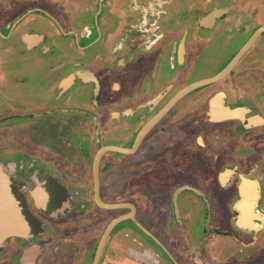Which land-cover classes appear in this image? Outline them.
Listing matches in <instances>:
<instances>
[{"label": "flooded vegetation", "instance_id": "obj_1", "mask_svg": "<svg viewBox=\"0 0 264 264\" xmlns=\"http://www.w3.org/2000/svg\"><path fill=\"white\" fill-rule=\"evenodd\" d=\"M83 14L87 21L78 23ZM24 22L50 31L29 25L20 34ZM258 31L224 77L184 94L134 152L108 150L99 162L103 202L105 178L115 170L134 171L126 187H140L145 172H168L169 195L155 198L169 203L165 219L154 217L147 228L136 200L128 203L158 235L169 234L174 219L187 226L181 199L199 203L207 231L236 246L228 253L209 246L203 264H264V0H0V178L28 225L27 236L0 241V264H92L108 226L100 212L111 211L97 204L98 152L133 149L148 122L191 84L229 67ZM57 36L71 41L73 54L58 51ZM30 69L46 73L42 83ZM147 143L155 144L144 156ZM140 153L142 162H127ZM119 189L117 198L133 191ZM67 217L69 225L59 226ZM225 219L234 230L222 234L212 222ZM156 248L159 259L147 249L127 252L140 264L151 257L163 264ZM123 255L122 264L126 249Z\"/></svg>", "mask_w": 264, "mask_h": 264}, {"label": "rangeland", "instance_id": "obj_2", "mask_svg": "<svg viewBox=\"0 0 264 264\" xmlns=\"http://www.w3.org/2000/svg\"><path fill=\"white\" fill-rule=\"evenodd\" d=\"M27 5L28 4L21 5L20 11L27 8ZM15 15H16V13H15ZM75 18H76V21L78 23H84L87 21V14H83L82 17L76 16ZM40 24L33 23V25H30V27L32 28V27L38 26V27H36V29L42 30L45 33L50 31V28L47 25L43 24L40 26ZM53 41L56 44L55 47L57 46L56 48L58 49L59 52L64 50L63 47L66 46V47H68L67 48L68 53L73 54L74 51L73 50L71 51L69 49V46L71 44V41L69 39L57 36L53 39ZM29 72H30V74H29L30 77L34 78V83H39V82L42 83L41 78H44L46 76V73L42 74V72L37 71V70L30 69ZM16 78H21V75H18L17 77H15L14 82H16ZM155 131L156 132L158 131V138L155 142V143H157L160 139H162V135H161L158 128ZM153 134H154V132L152 133V135ZM154 144H148L147 143V145L145 146V153H142V154L144 156H145V154H149V152H151V147H153ZM142 154L140 153V154L131 156L127 160V162H134L135 160H136V163L142 162L145 158V157L141 158L143 156ZM133 172H134L133 170H129V171L126 170L122 174L118 170H115L114 172L109 174L105 178L107 180L105 185H103L104 201L107 203L109 202L112 204H117L116 202H118V201H119V203H128L129 202L128 199L136 200L134 202H136V205L138 207H140L139 220L147 228H150L149 226L152 223V218L154 216V215H151L150 212L155 207V205L152 204L153 199H154L153 203H155L156 196L159 195L160 198L165 199V197L167 195H169V193L167 192V189H169V188H165L164 185H167L170 187L172 182L169 180L171 177H170V174L168 172L162 173V174L159 172H156V171L145 172L142 175V177H144L145 180L143 183H141V185H140L141 188L140 187H128V186L126 187L127 183L125 181L129 180L130 178L135 176V174H132ZM196 181H197L196 185L199 188H204L205 185H203L202 179L198 180V177H196ZM123 182H124V184H123ZM124 186L127 189L133 190L132 193L131 194L125 193V195H123L124 196L123 198H117L118 192L120 191L119 188L124 187ZM113 189H114V192H113ZM137 193H141L142 195H144L147 198L146 201H143L145 198H142V197L138 198L136 195ZM161 205H162V203L160 204V206ZM179 205L181 208V214H183L184 216H185V213H188L190 211L188 214L189 220L187 219V221H188L187 226H185V220L183 223L184 225H182L183 226L182 227V226H178V224H176L177 221L174 219L175 226L171 227V232L167 231L169 234L165 235V234L159 233V235H158L157 233L152 231L154 233L152 235H154V237L156 236L155 238L156 239L158 238V241H160L161 244L162 243L165 244L166 246L170 247L172 251L175 252L174 255L178 259L177 264H180V262L185 264V261H187L191 264H203L202 260L205 258L204 252H206V250L209 249V246L211 248V246L213 244H220L224 249L227 248V249H225V253H228L227 251H229V250L235 249L236 246L233 244L232 238H230L226 235L214 234V232L212 230L207 231L206 222L204 224L205 215H204L203 207L201 205H199V203H198V205H195V204H192L190 202L185 201V199H181V201H179ZM167 209H169V206L167 207ZM93 210L95 211L97 209L94 208ZM100 211H101V209H100ZM127 211L128 210H123V211L122 210H119V211L115 210V211H109V213L101 211L100 213H103L104 215L108 214V217H106V218H105V216L103 217L104 218L103 225H105V224L108 225L117 216L123 215L125 212L127 213ZM169 211H170V209H169ZM62 220H64V221H62ZM66 220L61 219V221H59V226H61V222L63 224H66V222H68V225H69L70 218L67 217ZM89 221H90V222H88V224H90L89 229H91L92 224H95V222H94V220H89ZM223 222H224V220H222L221 222L219 220L218 221L214 220L212 222V226L216 227L218 230H220V232H222V234H223V232H231L232 230H234L233 226H231V223L228 221V219H225V222L224 223ZM222 223H223V225H220ZM171 225H173V220L171 221ZM100 226H101V228H99ZM106 227L107 226H105V228ZM97 228H99V229H97L95 231V233H97V237H100L101 233L103 231L101 220H100V223L98 224ZM119 229L121 230V232H120L121 234L114 235L110 239V241L107 242L108 243L107 251L105 253V256H104L101 264H122L123 256H124L123 251H124V249H128V248H134L140 252L143 251V253H144V250L147 249V251L150 253V255L152 254V256H154V258L159 259L156 256V250H155L156 247H158L156 249H158V252L160 255V260L162 259V262H164L163 264H173L171 262L170 254L167 251H164L162 249V247L158 243H156L155 240H153L151 237H149L141 229H139L138 227L137 228L133 227L132 222L130 220L123 222L120 225V227L117 228V230H119ZM178 229H179L180 233L178 232ZM136 239L141 240L145 245H148V246H146V247L145 246H139L138 242H136ZM97 241H98V238H97ZM97 241H96V239H94L93 243H95ZM150 244L156 245V247L154 248V251H152V247H150L153 245H150ZM135 245H137V246H135ZM165 245H164V247H165ZM140 248H142V249H140ZM148 252L146 253L147 256H149ZM146 254H144L145 257H146ZM124 258H125L127 264H133V262H135V260H136V262L139 261L137 258L133 257L132 253L128 256L125 255ZM209 258L213 259V254H211ZM152 259L153 258L151 257V259H149V261L152 262ZM227 264H232V262H229Z\"/></svg>", "mask_w": 264, "mask_h": 264}, {"label": "water", "instance_id": "obj_3", "mask_svg": "<svg viewBox=\"0 0 264 264\" xmlns=\"http://www.w3.org/2000/svg\"><path fill=\"white\" fill-rule=\"evenodd\" d=\"M259 31L255 33V35L252 37V39L249 41V43L245 46L244 49L238 54L237 58L227 67L225 70H223L221 73L215 75L214 77H211L209 79L197 81L193 84H191L189 87H187L184 91L180 92L162 111L154 117L150 122H148L144 128L141 130L139 135L136 138L135 146L133 149H122L117 146H106L102 148L95 159V166H94V175L96 179V199L97 204L105 209V210H130L129 213L121 215L115 219H113L105 229L99 244L98 248L94 257V261L92 264H99L101 254L103 252V249L110 237V234L112 231L117 227L119 224L125 222V221H133L136 226L141 229L143 232H145L149 237H151L153 240L156 241L162 248L163 245L151 234L149 233L139 222L135 219V211L136 207L131 203H118V204H112V203H105L99 198V185H98V172H99V162L101 160V156L105 151L112 150L118 153H125L130 154L134 152V150L138 147V145L141 143L143 137L145 134L161 119V117L173 106V104L179 100L184 94L186 95L190 91L201 87L203 85H207L210 83H214L224 77L229 70L233 67V65L236 63V60L239 58V56L243 53V51H246L247 48L252 45V43L255 41V39L258 37ZM28 234V225L23 216L20 213V210L18 208L17 202L14 200V198L11 196L9 191L6 189L5 185L3 184L1 178H0V241H4L6 238L9 237H25Z\"/></svg>", "mask_w": 264, "mask_h": 264}, {"label": "crops", "instance_id": "obj_4", "mask_svg": "<svg viewBox=\"0 0 264 264\" xmlns=\"http://www.w3.org/2000/svg\"><path fill=\"white\" fill-rule=\"evenodd\" d=\"M31 23L29 22V23H27V22H24L22 25L23 26H21V29L19 28V33L20 34H22L23 32H24V30H27V29H29V25H30ZM157 197V196H156ZM160 204L161 203H156V204H154L155 205V207L153 208V210L150 212V214L151 215H154L153 216V218L154 217H159L158 219H165L166 218V215H167V213L169 212V209H167V207H168V201H165L164 203H162V205L160 206ZM152 218V219H153ZM178 233V232H177ZM163 247H164V245H163ZM169 248V250H166L169 254H170V257H171V260L173 261V263L174 264H177V258H175L174 256V251H172L171 250V248L170 247H168ZM127 251H130L129 249H126V256H128L129 255V252H127ZM133 252V251H132ZM187 264H191V263H189V262H187V261H185ZM141 262L139 261V262H133V264H140ZM150 264H153V263H151V262H149ZM124 264H127L126 263V260L124 261Z\"/></svg>", "mask_w": 264, "mask_h": 264}]
</instances>
